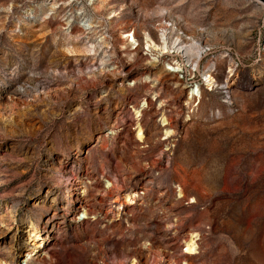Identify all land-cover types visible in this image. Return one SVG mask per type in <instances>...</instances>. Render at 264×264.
Segmentation results:
<instances>
[{
    "label": "rangeland",
    "instance_id": "374dc122",
    "mask_svg": "<svg viewBox=\"0 0 264 264\" xmlns=\"http://www.w3.org/2000/svg\"><path fill=\"white\" fill-rule=\"evenodd\" d=\"M0 264H264V4L0 0Z\"/></svg>",
    "mask_w": 264,
    "mask_h": 264
},
{
    "label": "bare ground",
    "instance_id": "6f19581e",
    "mask_svg": "<svg viewBox=\"0 0 264 264\" xmlns=\"http://www.w3.org/2000/svg\"><path fill=\"white\" fill-rule=\"evenodd\" d=\"M132 41V40H131ZM146 46L148 47V48H152V47H155V45L154 44H151L150 42L149 43H147L146 44ZM155 49H157V50H159V53L160 54H162V53H164V52H166V47H158V48H155ZM154 50V49H153ZM210 81V79H208V82ZM211 83V81L209 82V84Z\"/></svg>",
    "mask_w": 264,
    "mask_h": 264
},
{
    "label": "water",
    "instance_id": "95a60500",
    "mask_svg": "<svg viewBox=\"0 0 264 264\" xmlns=\"http://www.w3.org/2000/svg\"><path fill=\"white\" fill-rule=\"evenodd\" d=\"M258 1H260L261 3H263V4H264V0H258Z\"/></svg>",
    "mask_w": 264,
    "mask_h": 264
}]
</instances>
